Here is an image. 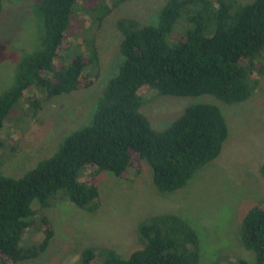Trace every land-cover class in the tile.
I'll return each instance as SVG.
<instances>
[{"label": "trees", "instance_id": "trees-1", "mask_svg": "<svg viewBox=\"0 0 264 264\" xmlns=\"http://www.w3.org/2000/svg\"><path fill=\"white\" fill-rule=\"evenodd\" d=\"M127 1L31 4L39 47L22 53L14 82L0 95L1 153L12 141L7 155L15 157L9 124L21 103L19 117L34 121L44 101L88 89L98 81L96 38L75 30L73 24L82 30L85 16L97 30ZM3 7L0 0V13ZM179 22L181 38L169 42ZM115 25L121 34L118 71L98 98L91 122L68 135L55 154L22 177L5 175L0 160V264L37 259L46 251L56 233L47 210L70 203L80 211L96 212L101 205L97 176L103 172L126 181L130 173L139 175L146 162L154 187L172 193L219 156L228 127L216 105L192 103L167 128L156 130L140 111L142 87L150 86L161 96L208 95L228 105L245 102L259 90L264 106V0H165L153 22L120 17ZM68 32L78 37L86 53L63 64L59 49ZM260 171L264 176V163ZM135 232L140 247L127 258L112 247L89 245L80 250V263H200V236L180 215H148ZM240 241L254 259L239 258L233 264H264V202L254 204L242 217Z\"/></svg>", "mask_w": 264, "mask_h": 264}, {"label": "rangeland", "instance_id": "rangeland-1", "mask_svg": "<svg viewBox=\"0 0 264 264\" xmlns=\"http://www.w3.org/2000/svg\"><path fill=\"white\" fill-rule=\"evenodd\" d=\"M237 1L247 3L251 0ZM35 2L4 0L0 13V95L14 82L15 66L22 53L39 47L38 22L31 6ZM164 2L127 1L113 10L97 30L90 26L85 16L82 30L74 22L75 30L96 38L99 79L88 89L44 101L34 121L19 117L24 103L19 105L18 113L13 114V123L9 124L12 133L9 138L15 142V157L7 155L12 141L6 151L0 152V160L4 161L1 171L5 175L22 177L38 162L55 154L68 135L91 122L98 98L118 71L121 34L116 29V20L131 17L141 23H151ZM180 32L179 22L170 34L169 42H177L181 38ZM85 53L78 37L68 32L60 46L58 60L66 64L70 58ZM27 96L40 98L39 94ZM139 96L143 102L140 111L156 130L167 128L192 103L216 105L228 127V137L219 156L199 170L182 189L172 193H162L154 187L152 170L146 162L139 175L130 173L126 181L118 180L109 172L99 174V209L88 213L69 203L47 210L55 224V237L37 259L18 264H81L80 250L89 245L112 247L127 258L140 247L135 239L137 223L157 213L180 215L197 230L201 239L199 264H233V260L239 258L254 259V253L241 245L240 225L249 208L264 202V176L260 171L264 163L262 94L255 91L245 102L231 105L208 95L161 96L150 86L142 87Z\"/></svg>", "mask_w": 264, "mask_h": 264}]
</instances>
